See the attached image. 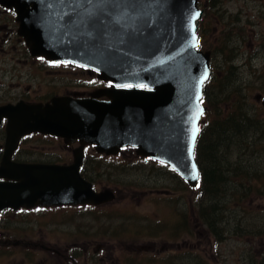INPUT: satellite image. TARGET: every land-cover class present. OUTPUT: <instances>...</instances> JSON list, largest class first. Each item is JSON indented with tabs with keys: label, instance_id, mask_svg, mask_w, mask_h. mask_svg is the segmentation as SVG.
I'll list each match as a JSON object with an SVG mask.
<instances>
[{
	"label": "water",
	"instance_id": "obj_1",
	"mask_svg": "<svg viewBox=\"0 0 264 264\" xmlns=\"http://www.w3.org/2000/svg\"><path fill=\"white\" fill-rule=\"evenodd\" d=\"M198 1H0L17 13L19 33L33 56L94 69L113 86L92 98L0 106V125L7 122L0 212L113 201L112 190L95 191L80 172L86 146L106 155L135 148L198 185L195 147L207 110L201 105L203 88L211 75V52L197 49ZM258 99L264 107V97ZM33 133L78 142L73 163L14 162L20 140Z\"/></svg>",
	"mask_w": 264,
	"mask_h": 264
},
{
	"label": "rangeland",
	"instance_id": "obj_2",
	"mask_svg": "<svg viewBox=\"0 0 264 264\" xmlns=\"http://www.w3.org/2000/svg\"><path fill=\"white\" fill-rule=\"evenodd\" d=\"M200 7L203 14L198 22V27L204 50L221 49L224 42L230 40V45H227L224 53H228V50L232 49L236 54V59L227 61L223 59L221 52L212 55L211 64L214 67L212 83L217 84L218 81L224 80L229 66L237 68L238 84L250 91V101L255 102L256 106L260 108L259 106L262 105L257 96L264 95V0H219L217 2L200 0ZM4 47L10 49L11 45L6 44ZM18 47L23 48L19 45ZM24 50L26 51L25 48ZM12 54L15 56L14 59ZM12 54L8 56L5 52H0V59L4 61L3 65L0 64L2 72L0 74V103L17 101L19 92L32 95L35 89L39 96H32L31 101L44 99L42 97L53 92H94L95 90V85L88 83V77L77 75L74 68L63 74H61L60 68L46 71L43 69V64L33 60H29L27 64L22 55L17 52ZM11 60L19 63L14 66L15 74L18 76L10 75ZM21 73L22 75L19 77ZM29 73L30 76L26 77ZM11 78L17 81H12ZM17 82H21L25 86L13 87ZM76 83L83 85V88ZM2 84H10V88H3ZM244 91L242 90V92ZM238 97L239 95L234 94L229 100L232 102ZM42 138L48 141L45 139L47 137ZM40 143L44 142H39V145ZM46 143L41 145H48ZM47 148L49 150L50 147ZM35 153L36 151L32 155ZM53 156L59 161H64L66 152L59 151V154ZM98 163H101L103 173H100L96 179L97 187L114 190L115 201L109 205L101 206L97 219L93 216L74 217L76 208H66L65 215L62 209L50 210L48 215L43 218L52 216L55 217L54 221L50 219L41 223L33 221L32 232L24 231V228L20 227L16 234H13L15 238L16 236L17 238L25 237L24 241L29 244L26 247L29 251L28 255L26 256L24 249H15L13 254H1L0 264H46L48 260L57 264L59 257L56 256V253L46 251L43 247L56 248L59 246L65 250H71L69 245L75 239L70 238L71 235L68 232L73 228L66 225L68 227L67 237L60 235L61 232L58 231V225L60 229H64L62 226L65 223L62 221L71 218H79L75 219L73 224L84 225L91 231V236H88L90 240L81 238L80 246L85 242L90 243L89 249L92 254L97 245H105V250L100 249L101 252L96 255L97 258L106 259L102 264H106L112 256L114 257L112 264H143L146 254L139 252L146 244L152 241L164 242L163 240L171 239L173 235L190 236L188 229L175 227L173 223L177 224L178 221L181 225L185 223L191 227L194 243L198 244L199 236L202 233L212 240L213 243L211 241L208 243L207 239L203 240L202 247L198 246L196 249L198 250L197 256L204 255V250L212 254L213 258L210 259V264H224L223 260H226V264H241L240 255L243 248H251L253 242L256 244L262 242L260 241L262 237L243 236V233L237 236L234 231L231 235L229 233L228 239L224 242L212 237L209 229L197 218L198 190L177 185L173 177L170 176L171 174L163 169L164 166L158 162L142 159L134 151L126 149L117 157L107 158L105 156L94 162V164ZM114 168L130 170H124L125 172L114 175L112 171ZM164 192L171 194L164 195ZM252 206L251 215L264 219L263 198L260 197L259 200L251 203ZM39 212L44 213L45 211H34L36 214ZM61 215H64L63 219L60 218ZM256 223L259 224L258 221ZM84 232L86 233V231ZM26 233L33 237H28ZM82 262L84 264V260Z\"/></svg>",
	"mask_w": 264,
	"mask_h": 264
},
{
	"label": "trees",
	"instance_id": "obj_3",
	"mask_svg": "<svg viewBox=\"0 0 264 264\" xmlns=\"http://www.w3.org/2000/svg\"><path fill=\"white\" fill-rule=\"evenodd\" d=\"M227 45L230 40L221 49L212 50L213 54L221 52L226 61L236 59L232 49L224 53ZM236 70L229 66L224 80L215 84L212 77L206 84L203 103L208 111L201 121L195 150L200 169L197 218L220 242L233 231L237 236L243 233L264 238V219L251 215V203L260 197L264 201V110L251 102L250 91L238 84ZM234 94L239 97L231 102ZM84 167V176L96 183L103 173L101 163H86ZM124 170L130 169H112L114 175ZM169 171L177 185L190 188L178 173ZM182 227L190 231L187 224Z\"/></svg>",
	"mask_w": 264,
	"mask_h": 264
},
{
	"label": "flooded vegetation",
	"instance_id": "obj_4",
	"mask_svg": "<svg viewBox=\"0 0 264 264\" xmlns=\"http://www.w3.org/2000/svg\"><path fill=\"white\" fill-rule=\"evenodd\" d=\"M8 44L11 45L10 49H6L4 46ZM23 46L22 47H18ZM26 49V51L24 50ZM5 52L8 56L12 53H18L23 56L25 63H29V60L37 61L40 64H43V69L46 71H53L54 69H61V74L67 73L69 71V66H73L71 64L65 63V62H53L48 61L41 57H34L30 54L28 49L26 48L24 42L22 41V38L19 33V22L18 18L15 14V12L11 9H7L0 6V52ZM13 59L15 58L14 54H12ZM55 63V64H54ZM0 64H4V61L0 59ZM11 74L14 76H18L15 74L16 69H14V66L19 64L18 62L11 60ZM6 72V71H5ZM4 72V73H5ZM2 72L0 71V74ZM75 73L77 75H84L83 71L75 70ZM22 73L19 75L21 77ZM30 76V73L26 75ZM29 79V78H28ZM12 81L14 78H11ZM82 82H80L81 84ZM77 84V83H76ZM80 84H77L81 86ZM24 87L25 84L21 82H17L13 87ZM1 87L3 88H10V84H2ZM83 88V86H81ZM30 89V87H28ZM38 91L35 89L34 93L32 95H29L24 92H19L17 95V101H9V102H2L0 103V106L7 105V104H16L20 101H26V102H34L32 100V96L37 97L39 96ZM80 93H85L86 96H89V94L85 91L83 92H53L47 95L46 97H42L44 99H41L43 101L40 102H47L51 100L52 98L56 96H74L78 97ZM32 136H26L23 137L20 142L18 148L14 151L12 160L17 163H52V162H65L69 159V157L73 156V152L75 149V145H68L65 142H63L60 139L55 138H49V140H43L42 137H34L33 140L31 138ZM44 142L40 143L39 142ZM47 142V143H46ZM6 143V120L4 119L2 124L0 125V162L4 155V145ZM48 144V145H41V144ZM46 146V147H42ZM47 147H50L49 150ZM36 151L35 155H32ZM59 151H65L66 152V159L64 161H59L54 158L53 155L59 154ZM99 157L97 154H91L89 157V160L91 162H95ZM168 191V190H163ZM162 191V192H163ZM170 192H164V195H170ZM66 208L70 209H77L75 211V216L78 217L81 216L83 218L87 216H93L97 219L98 216V208L96 206H53V207H37L32 209H26V208H20V209H6L0 213V255L2 254H13L14 250H21L24 249L26 252V256L28 255L29 251L28 248H26L29 244L24 241L25 237L16 238L13 236V234H16L18 229L20 227L24 228V231H31L32 232V223L35 222H43L46 219H50L51 221L55 220V217L49 216V218H43L45 215H48V212L50 210L54 209H62L64 215L66 214L65 211H67ZM88 209V210H86ZM35 210L41 211L44 210V213L39 212L38 214L34 213ZM79 211V212H78ZM64 215H61L60 218L63 219ZM99 218V217H98ZM79 218H71V219H65L62 221V223H65L62 227L64 229H60L58 225V231L60 235L68 236L69 233L71 236L70 238H74L73 243H71L69 246L71 250H65L64 248H61L57 246L54 247H43L46 249V251H52L56 253V256L59 257L57 264H83L82 260H84V264H102L105 263V258H97V254L101 252L100 249L103 248L105 250V245H97L93 251V253H90L89 247L91 246L90 243L85 242L82 243L81 246L79 244V240L81 238H85L87 240H90L88 236H91V231H89L86 226H76L74 225V220ZM72 221V224H71ZM61 223V222H60ZM59 224V223H58ZM175 227H182L183 225L178 223H173ZM66 225L71 226L73 229L68 232V227ZM86 231V233L84 232ZM68 232V233H66ZM190 236H181V235H173L171 239L163 240L164 242H156L152 241L149 244H146L143 248V250H140L139 253L146 254L143 260V264H210V259L213 258L212 254L209 252H205L204 255L197 256V247H202L203 240H206L208 243H213L212 240L208 236L202 235L199 236L198 244L194 243L192 241V229L190 227V231H188ZM26 235L29 237H33V235H29L26 233ZM262 242L255 243L253 242V245L251 248H243L242 253L240 255V262L241 264H264V239L260 240ZM28 244V245H27ZM23 245V246H19ZM37 246V245H35ZM184 248V249H183ZM48 249V250H47ZM183 249V250H181ZM181 250V251H180ZM65 252V253H64ZM148 253V254H147ZM176 253H182L184 255H178ZM152 254V255H151ZM163 257V258H161ZM208 257V258H207ZM113 256L111 259L107 260L110 261V264H112ZM142 259V258H141ZM224 264H226V260H223ZM45 264V263H44ZM46 264H53L52 260H48Z\"/></svg>",
	"mask_w": 264,
	"mask_h": 264
},
{
	"label": "snow or ice",
	"instance_id": "obj_5",
	"mask_svg": "<svg viewBox=\"0 0 264 264\" xmlns=\"http://www.w3.org/2000/svg\"><path fill=\"white\" fill-rule=\"evenodd\" d=\"M194 138V137H193Z\"/></svg>",
	"mask_w": 264,
	"mask_h": 264
}]
</instances>
